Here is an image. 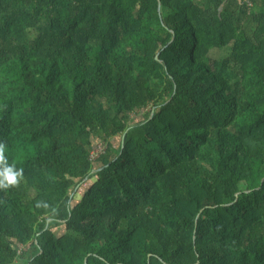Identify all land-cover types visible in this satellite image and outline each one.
I'll list each match as a JSON object with an SVG mask.
<instances>
[{
    "label": "trees",
    "instance_id": "obj_1",
    "mask_svg": "<svg viewBox=\"0 0 264 264\" xmlns=\"http://www.w3.org/2000/svg\"><path fill=\"white\" fill-rule=\"evenodd\" d=\"M0 143V264H264V0H0Z\"/></svg>",
    "mask_w": 264,
    "mask_h": 264
},
{
    "label": "clouds",
    "instance_id": "obj_2",
    "mask_svg": "<svg viewBox=\"0 0 264 264\" xmlns=\"http://www.w3.org/2000/svg\"><path fill=\"white\" fill-rule=\"evenodd\" d=\"M6 151V144L0 143V166L6 164L4 152ZM23 176V169H15L14 166L0 167V188H7L10 185H16L19 178Z\"/></svg>",
    "mask_w": 264,
    "mask_h": 264
},
{
    "label": "built area",
    "instance_id": "obj_3",
    "mask_svg": "<svg viewBox=\"0 0 264 264\" xmlns=\"http://www.w3.org/2000/svg\"><path fill=\"white\" fill-rule=\"evenodd\" d=\"M101 144H105V142H99V143H96L93 148H92V152H91V156H89V159H91V161L95 162L99 156L103 153H105V150L107 148V145L106 147L103 149L100 145Z\"/></svg>",
    "mask_w": 264,
    "mask_h": 264
},
{
    "label": "rangeland",
    "instance_id": "obj_4",
    "mask_svg": "<svg viewBox=\"0 0 264 264\" xmlns=\"http://www.w3.org/2000/svg\"><path fill=\"white\" fill-rule=\"evenodd\" d=\"M100 142H103V141H100ZM97 143H99V142H97ZM103 149L106 147V145L105 144H101L100 145ZM87 184H89V181H87V182H85L84 184H82L81 185V187H80V189L78 190V192H77V195H79V193H80V195H81V193L84 191V189H85V187L87 186ZM78 198H75V200H77ZM73 203H75V202H73ZM19 264V263H18ZM21 264V263H20Z\"/></svg>",
    "mask_w": 264,
    "mask_h": 264
}]
</instances>
